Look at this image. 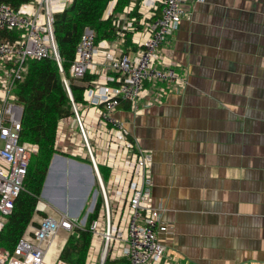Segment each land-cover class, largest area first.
Returning a JSON list of instances; mask_svg holds the SVG:
<instances>
[{
    "label": "built area",
    "instance_id": "built-area-1",
    "mask_svg": "<svg viewBox=\"0 0 264 264\" xmlns=\"http://www.w3.org/2000/svg\"><path fill=\"white\" fill-rule=\"evenodd\" d=\"M73 2L34 0L19 9L0 3V30L18 32L14 40L0 36V234L25 191L31 160L39 153L37 144L21 141L24 107L15 94L29 61L57 62L72 106V114L58 121L53 158L88 162L84 165L90 167L92 187L97 189L91 187L92 200L82 221L38 204L35 215L51 212L28 226L13 251L0 245V264H67L59 257L68 236L77 231L91 235L86 264H175L176 257L167 253L168 238L163 237L171 234V226L152 196V153L141 147L116 113L123 103L133 113L161 105L186 87L162 47L180 29L187 0H132L117 14L113 1L104 19L112 17L116 39L96 42L95 32L86 28L76 48L70 78L80 82L93 77L83 83L81 101L72 94L55 35L56 15ZM128 37L132 48L126 52ZM61 234L67 238L59 245ZM55 242L57 251L48 258Z\"/></svg>",
    "mask_w": 264,
    "mask_h": 264
},
{
    "label": "crops",
    "instance_id": "crops-1",
    "mask_svg": "<svg viewBox=\"0 0 264 264\" xmlns=\"http://www.w3.org/2000/svg\"><path fill=\"white\" fill-rule=\"evenodd\" d=\"M162 52L186 87L138 113L123 103L116 117L152 153L167 253L175 264H264V0H187ZM76 170L82 191L88 174Z\"/></svg>",
    "mask_w": 264,
    "mask_h": 264
},
{
    "label": "trees",
    "instance_id": "trees-1",
    "mask_svg": "<svg viewBox=\"0 0 264 264\" xmlns=\"http://www.w3.org/2000/svg\"><path fill=\"white\" fill-rule=\"evenodd\" d=\"M32 1L34 0H0V3L19 9ZM113 1L115 0H74L64 13L55 17L58 51L65 75L71 81V90L76 101L82 100L83 83L93 78L87 76L79 84L70 78L76 48L86 28L95 32L96 42L116 39L112 17L104 19ZM131 1L116 0L113 12L115 14L123 12ZM134 14L136 15L137 12ZM0 36L14 40L18 32L0 30ZM123 48L126 52L132 48L130 37ZM15 94L24 107L21 141L37 144L39 153L31 160L24 185L25 191L16 201L13 214L0 234V245L11 251L16 248L28 226L34 224L33 217L40 203L45 179L54 156L58 121L72 114L71 102L63 85L59 66L53 58L29 61L24 79L15 87ZM39 214L42 217L47 216L45 213ZM93 218L91 217L88 222ZM90 241L89 231H77L71 234L59 259L67 264H86Z\"/></svg>",
    "mask_w": 264,
    "mask_h": 264
},
{
    "label": "rangeland",
    "instance_id": "rangeland-1",
    "mask_svg": "<svg viewBox=\"0 0 264 264\" xmlns=\"http://www.w3.org/2000/svg\"><path fill=\"white\" fill-rule=\"evenodd\" d=\"M75 83H78L79 84V82H75ZM80 84H82V83H80ZM76 161H78L80 163H83V164H88V162H86V161H80V160H76ZM55 167H57L58 169L56 168V171L55 172H54V169H53V173L51 175V180L49 182V185H51L50 186V190L52 191L55 187H57V189H59L62 192H64V194H65L66 197H64V195H62V201L63 202L66 201V204H65V206H66L65 208L67 209V212L66 213H68V211L69 212L70 211H74V210H76V208L77 209L78 208H81L83 206V204H84V206L82 207L83 209L82 208L80 209L81 210V213L78 216V219L80 221H82L85 218L86 214L88 213V209H89V206H90L92 197L89 194L88 197H87V200L84 203V201H83L84 200V194H83L84 193V188H83L82 191H78V190H75L76 189L75 187H73V188L70 187L69 179H70L71 176L73 177L75 183L77 182V170L75 172L72 171V169H71L72 167H70L69 165H66V172H67V181H66V183L63 182V181L62 182H59L58 181V184L55 185V183H56L55 182V179H56V175H57L58 170H59V173H61V171H60V169L58 167V164L55 165L54 168ZM84 174H86V173H84ZM53 182H54V185H52ZM44 187H45V185H44ZM92 189L93 190H96L97 189V186H93ZM40 203H43V204L45 203V204L49 205L52 209H55V210L60 209L59 207L62 206V205H60L58 203H57V205H54L53 203H51V201H49V197H47L46 199L43 198V197H41ZM36 219L37 218L34 215L33 220L35 221ZM38 220H39V217H38ZM65 238H67V234H61L59 236V239L57 240L58 244L60 245ZM68 238H69V236H68ZM57 242L54 243V245L52 247L53 249L50 250L49 255H48V258L50 257L51 254H53L54 252L57 251V248H58L57 247Z\"/></svg>",
    "mask_w": 264,
    "mask_h": 264
},
{
    "label": "water",
    "instance_id": "water-1",
    "mask_svg": "<svg viewBox=\"0 0 264 264\" xmlns=\"http://www.w3.org/2000/svg\"><path fill=\"white\" fill-rule=\"evenodd\" d=\"M56 158H60L64 163H65V165L66 164H70L71 166H72V170H76V169H82V171H85V172H87L88 173V178H87V185L84 187V203H85V201L87 200V197H88V195H89V193H90V190H91V187H92V185H93V183H94V178H93V175H92V171H91V169H90V167L89 166H87V165H84V164H80L79 162H77V161H74V160H68V159H66V158H64V157H55V158H53L52 159V162H51V164H50V167H49V170H48V173H47V176H46V179H45V183H44V185H45V187L43 186V190H42V194H41V197H44L45 195H48V197H49V200L51 201V202H53L55 205H57V203L58 204H60V205H62V206H60L64 211H66L67 209L65 208L66 206H65V204H66V201H62V195H64V197H66L65 196V194H64V192H62L61 190H59V189H56V188H54L52 191L50 190V186L51 185H49V182H50V180H51V174L53 173V169H54V160L56 159ZM61 175V176H60ZM65 182L66 183V181H67V172H66V166L63 168V172H61V173H59V170H58V172H57V175H56V179H55V182ZM69 184H70V187L71 188H73L74 187V184H75V181H74V179H73V177L71 176L70 177V179H69ZM52 185H54V182H53V184ZM76 193V192H75ZM66 199V198H65ZM83 206H84V204H83ZM82 206V207H83ZM81 207V208H82ZM83 209V208H82ZM71 215H72V211H71Z\"/></svg>",
    "mask_w": 264,
    "mask_h": 264
},
{
    "label": "bare ground",
    "instance_id": "bare-ground-1",
    "mask_svg": "<svg viewBox=\"0 0 264 264\" xmlns=\"http://www.w3.org/2000/svg\"><path fill=\"white\" fill-rule=\"evenodd\" d=\"M54 163H64L60 158H56L55 160H54ZM66 165H69L70 167H72L70 164H66ZM65 165V163H64V167L66 166ZM57 168V167H56ZM56 168H54V169H56ZM58 169V168H57ZM59 169L61 170V168L59 167ZM81 170V169H80ZM85 172V171H84ZM85 173H87V172H85ZM88 174V173H87ZM52 175V174H51ZM86 181V182H85ZM85 181H83L84 182V185L86 186L87 185V179L85 180ZM47 195H45L44 197H46ZM48 197V196H47ZM41 205V203H39V206ZM44 206H45V204H43V208H44ZM54 245V244H53ZM53 247V246H52ZM52 247L49 249V252H50V250L52 249Z\"/></svg>",
    "mask_w": 264,
    "mask_h": 264
}]
</instances>
